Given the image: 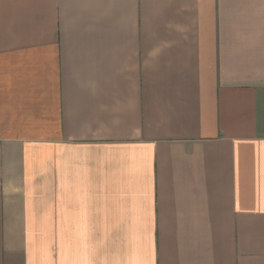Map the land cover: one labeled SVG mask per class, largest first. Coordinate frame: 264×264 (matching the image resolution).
<instances>
[{"label":"crops","instance_id":"1","mask_svg":"<svg viewBox=\"0 0 264 264\" xmlns=\"http://www.w3.org/2000/svg\"><path fill=\"white\" fill-rule=\"evenodd\" d=\"M0 264H264V0H0Z\"/></svg>","mask_w":264,"mask_h":264}]
</instances>
